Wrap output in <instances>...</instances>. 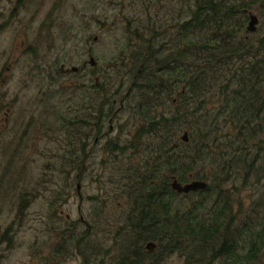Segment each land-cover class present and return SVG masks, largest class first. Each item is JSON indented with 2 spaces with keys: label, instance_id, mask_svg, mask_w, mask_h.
Wrapping results in <instances>:
<instances>
[{
  "label": "rangeland",
  "instance_id": "rangeland-1",
  "mask_svg": "<svg viewBox=\"0 0 264 264\" xmlns=\"http://www.w3.org/2000/svg\"><path fill=\"white\" fill-rule=\"evenodd\" d=\"M195 2L22 0L13 6L21 20L0 35V100L7 103L4 110L9 109L7 120L5 111H0V264H119L122 249L129 245L126 252L139 241L134 234L127 235V228L137 222L133 192L141 178L150 176L146 163L155 164L153 148L158 142L149 133V121L176 111L180 96L171 94L172 81L168 80L157 90L155 100L146 98L138 87L143 85L141 81L152 79V74L140 76L131 63L146 51L148 63L162 54L169 57L181 49L189 51V45H179V26L189 20ZM252 7L259 17L258 30L250 35L255 44L264 38V9ZM68 35L69 42L62 40ZM157 39L156 55L149 56V46ZM170 42L175 44L172 50ZM89 53L98 63L92 75L104 87L103 92L96 90L95 134L99 141L92 158H87L88 149L83 148L90 129L77 123L86 119L89 111L85 104L89 74L82 71L66 76L57 72L62 62L82 67L86 61L91 68ZM52 78L60 83H52ZM80 95L86 102L84 98L77 100ZM220 96L194 101V96L187 94L190 109L201 108L203 115L193 127L210 122L218 128L216 137L229 129L230 109L235 107L230 99ZM175 124L172 135L177 130ZM193 133L197 134V128ZM180 134L183 146L185 133L181 130ZM79 144L81 156L75 158ZM75 159L78 171L70 165ZM166 166L163 172L156 170L158 176L163 173L164 179L168 175L173 179ZM193 181H203L208 188L215 179L209 175L205 180L180 183ZM251 181L246 187L242 179L235 181L242 190L236 196L230 193L235 192L232 184L225 186L230 193L228 201L235 199L238 207L237 199H242L246 207L242 213L235 208L237 227L246 217H255L248 214L253 206L264 203V181ZM199 192L176 198V204L183 211L196 204L202 208L198 216L210 220L208 211L216 196L214 192ZM8 227L13 236L10 234L9 243H4ZM59 238L64 239L63 244ZM238 244L240 254L247 251L246 243ZM162 264L185 263L173 255ZM239 264H264V248L258 261L247 263L244 258Z\"/></svg>",
  "mask_w": 264,
  "mask_h": 264
},
{
  "label": "trees",
  "instance_id": "trees-1",
  "mask_svg": "<svg viewBox=\"0 0 264 264\" xmlns=\"http://www.w3.org/2000/svg\"><path fill=\"white\" fill-rule=\"evenodd\" d=\"M195 1L189 20L179 26V45H189V51L181 49L157 63L147 62L146 51L131 63L140 76L152 74V79L141 81L143 85L138 87L146 98L155 100L157 90L171 80V94H178L180 100L176 111L149 121V133L158 142L153 148L155 164L146 163L150 176L141 178L133 192L137 222L127 228V235L134 234L133 238L139 237L140 242L126 252L129 245L122 249L119 264H162L173 255L182 257L185 264H239L244 258L253 263L264 248V203L253 206L248 214L255 217H246L237 227L235 208L242 213L246 207L242 199H237L238 207L235 199L228 201L230 193L236 196L242 191L235 181L242 179L245 187L252 179L251 182L264 181V38L254 44L250 36L253 33H246L250 22L247 11L258 5L264 9V0ZM174 47L171 44L169 50ZM148 53L155 56L156 50L151 47ZM98 85V91L103 92V85ZM188 93L194 101L221 93L220 98L235 103L229 113V129L222 136L216 137L218 128L207 121L193 127L203 115L199 113L201 108L190 109ZM174 123L177 130L172 135ZM195 128L197 134L193 133ZM181 130L189 136L183 146L179 143ZM70 165L79 170L76 159L70 160ZM165 165L173 179L169 175L164 179L163 173L161 178L158 176L157 171L163 172ZM209 175L214 177V184L199 193L214 192L216 196L208 211L211 221L198 216L202 208L196 204L187 211L176 204V198L194 192L179 194L171 187L174 179L186 183L191 179L205 180ZM227 184H232L235 192L228 194ZM238 241L247 244L244 255L237 251ZM150 242L157 245L154 251L146 248Z\"/></svg>",
  "mask_w": 264,
  "mask_h": 264
},
{
  "label": "flooded vegetation",
  "instance_id": "flooded-vegetation-1",
  "mask_svg": "<svg viewBox=\"0 0 264 264\" xmlns=\"http://www.w3.org/2000/svg\"><path fill=\"white\" fill-rule=\"evenodd\" d=\"M22 0H0V14H3V17L1 18L0 17V35L2 33H5L7 32V30L10 28V27H13L15 26L16 24V20H21V17H16L15 16V13H16V8H13V6L15 4H19V2H21ZM2 9L5 10L2 11ZM69 37L70 35H68L67 38H63L62 40H65L67 42H69ZM153 40H151V42H153ZM159 43V39L156 40L155 44L149 46L150 48L152 47L153 49H155L154 47L157 46ZM171 44H173L172 42H170L168 45L170 46ZM32 49V47H30ZM149 48V49H150ZM156 50V49H155ZM35 50H33L31 52V56L33 57V53H34ZM89 60H91L92 58L95 60V58L93 56H91V53H89ZM163 57H167L165 56L164 54L161 55L154 63H157L159 61L162 60ZM96 61V60H95ZM98 65L97 61H96V65L95 66H92L90 63H89V66H91V68L87 67L88 66V63L86 61H84V64L82 67L80 66H69L68 65V62H62L59 69L57 70V72L60 74V75H66V76H72L74 74H79L80 72H88L89 74V77H90V85H89V95H88V98H87V102H86V99L84 97V95L81 97V95L79 96V98L77 100H80V99H83L85 100V104L88 103V106H89V111L87 112L88 116L87 115H84L86 116L87 118L84 119V118H81L79 121L77 120V123L79 125V127L81 128V126L83 125L84 127H89L90 129V137H89V141L87 144H85L83 146V148H86L88 149V154L89 156L87 158H92V156H95L96 153H95V146L97 145L99 139L96 137V131L95 129L97 128V124H96V113H94L95 110H97V98H96V90H98V84L99 82L97 81L96 77L92 75L93 72H95V67ZM80 67V68H79ZM88 68V69H87ZM76 69V71H75ZM139 74H140V71H138ZM95 75V74H94ZM52 83H57L59 84L60 82L58 80H55L52 78ZM58 87L60 85H57ZM78 87V86H77ZM77 87H73V88H77ZM77 90V89H76ZM48 94L49 92H46V96L48 97ZM117 102L115 101V104ZM7 103H4L0 100V111H5L4 112V117H5V120H7V117L9 116V112L8 110L9 109H6L4 110V107L6 106ZM78 104H79V101H78ZM102 106V105H101ZM85 111L87 109H84ZM2 121V119H0V122ZM112 122V121H111ZM110 129L111 131L114 129L112 126H110ZM81 131V129H80ZM76 132V131H75ZM82 132V131H81ZM104 134V133H103ZM107 134L105 133L104 136H106ZM94 138V141H91V138ZM86 142V141H84ZM91 142H93V145L91 147ZM80 144L79 145H76V151H75V156L77 155V151H78V155L76 158H78L79 156H81V153L79 152L80 150ZM78 193L80 194V190L78 189ZM67 219V222H70L71 220L70 219V216H67L66 217ZM11 227H8L7 230L4 232L5 233V238L3 240L4 243H9V238H10V234L11 236H13V234L11 233L10 231ZM64 242V239L63 238H59V243L63 244ZM66 252V248L64 250L61 251V255H64Z\"/></svg>",
  "mask_w": 264,
  "mask_h": 264
},
{
  "label": "water",
  "instance_id": "water-1",
  "mask_svg": "<svg viewBox=\"0 0 264 264\" xmlns=\"http://www.w3.org/2000/svg\"><path fill=\"white\" fill-rule=\"evenodd\" d=\"M247 13L249 14L250 22L246 28V33L247 34L255 33L258 30L259 17L252 11H247ZM90 64L92 66H95L96 61L92 58L90 60ZM182 140L184 142H189L188 133L184 134ZM171 187L174 191L178 192L179 194H188L190 192L207 189V184L203 181H193L189 184H182L177 179H174L173 183L171 184ZM146 248L149 251H154L157 248V245L154 242H150L146 245Z\"/></svg>",
  "mask_w": 264,
  "mask_h": 264
}]
</instances>
